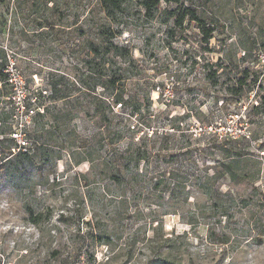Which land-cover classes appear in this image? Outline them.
Here are the masks:
<instances>
[{"label": "rangeland", "instance_id": "obj_1", "mask_svg": "<svg viewBox=\"0 0 264 264\" xmlns=\"http://www.w3.org/2000/svg\"><path fill=\"white\" fill-rule=\"evenodd\" d=\"M87 2L0 3V64L11 85L0 97V163L14 141H35L23 129L71 146L30 150L34 163L0 169V264H264V111L253 109L264 97V0H160L149 9L125 0L113 28L127 51L109 63L121 85L95 91L83 90L98 81L85 63ZM186 12L214 28L210 38L189 14L175 24ZM33 94L50 113L35 124L23 109ZM94 94L123 130L119 148L158 134L146 144L159 157L129 165L122 184L100 164ZM221 137L238 138L228 145L244 155L234 176L199 189L198 172L223 160L207 141ZM165 170L173 183L154 189Z\"/></svg>", "mask_w": 264, "mask_h": 264}, {"label": "trees", "instance_id": "obj_2", "mask_svg": "<svg viewBox=\"0 0 264 264\" xmlns=\"http://www.w3.org/2000/svg\"><path fill=\"white\" fill-rule=\"evenodd\" d=\"M10 1L11 0H0V3L4 4L5 2L9 3ZM12 1L14 2L15 0ZM159 1L160 0H141V4L146 9H149L159 3ZM163 1L177 3L179 0ZM124 2L125 0H90V2H87L84 6L85 14L83 17V23L86 26L88 22H92L89 28L90 32L92 33V38L88 41L90 50L87 54L88 58L85 59V63L89 64L90 66L92 65V63H94V66H91V69L96 68L98 81L95 83V85L91 86V88L89 86H85L83 90L91 89L92 91H95V87L97 85L103 87L104 90L108 89L110 86L116 85V83H118V85H121L120 83L122 81V77L118 76L116 78L114 74L110 73L109 63L111 57H124L125 53L123 52L127 51L124 48H118V46L115 44L114 41L117 37L118 32H116V30L113 28V25L116 23L118 16L123 12ZM185 14H189L192 19L201 24H199V27L207 38L211 37V33L214 31V28L206 27L204 25V19L199 17L194 12H186L176 17L175 24H180L184 17L183 15ZM95 17L96 19L93 21ZM82 31L85 32L86 30L84 29ZM95 60H99V62L95 63ZM6 66V62L0 64V83L2 85V87H0V97L10 95V90H8L7 88L11 85L10 78L5 71ZM33 96L34 99H28L27 102L23 105V109L25 113L28 114L30 121L35 124L38 123L40 119H43L50 115V113L48 106L45 105L37 95L33 94ZM69 97V95L58 96L56 100H68ZM92 98L96 99L95 101H97L95 102L93 100L91 101V103L94 104V110L100 125L98 129V135L100 136V138H102V140H105L104 144H102L100 147V149L102 150V154L104 153L103 158L99 157L100 164L105 169L110 171V178H112L117 184H122L124 182H127L128 180L127 167L129 165L133 164L134 166H137L140 162L148 163L149 158L153 155L159 157V148L156 149L154 146H148L146 144V141L151 140V136L158 135L157 131L152 130L151 132H142L141 136L138 138V146L135 149H132V138H130L124 148H119L117 145L123 137V130L120 128H115L114 124H112V121L110 119L111 117L104 108L106 101L105 96L94 94ZM113 103L114 105L119 104L120 107L123 105L124 100L121 93L115 95V97L113 98ZM253 109H262V111H264V97L260 98V101L253 106ZM58 114H60V112H58ZM55 118L58 119V115ZM57 119L55 120L57 121ZM140 127H142V124L138 122L137 126H133L132 132L141 131ZM23 130L24 136L31 135L32 133L35 141L30 142L29 145L28 142L20 144L14 141L13 143L17 151L14 153L11 150V147L7 149L8 154L6 158L8 156H11L12 158H7L4 162H1L0 169L6 168V165L11 163L12 159L17 160L20 163L25 160H30L32 161V163H34V160L32 159L33 153H29L30 150L49 148L46 145H53L59 147L62 150H71V146L68 143L55 144L56 142H48L49 140L43 138L41 134H38L37 130H34V132H29V130L27 129ZM237 141L238 138L223 137H221L219 141H215L212 138L207 141L206 147L211 150L216 149L217 151H219L223 160L216 161V167H214L215 169L211 173L206 170L207 168L198 172L195 180L197 183L202 184H200V186H197V188L199 187V189H202L205 187V184H208L209 182L219 183L224 178H226L227 175H235L232 165L238 162V160L244 155L240 150L236 148L235 145H231L236 143ZM36 142L39 144L36 145ZM228 142L232 143L228 145ZM224 159H229V161L225 162ZM164 172L166 173L167 171L165 170ZM167 173L169 175L166 180L159 177L153 180L152 185L154 189L159 188V186L163 182L165 183L164 187L168 189V185H170V183L172 182V180L170 182L168 179L172 178V176H170V174L172 173ZM133 175L135 176H133L131 179H135L137 178V176H140L138 173ZM175 187H177V185L174 183L172 188H170L171 192L175 189ZM165 239L171 241L170 237H166ZM106 260L108 261L109 258H107ZM161 260L162 258H159V261Z\"/></svg>", "mask_w": 264, "mask_h": 264}]
</instances>
